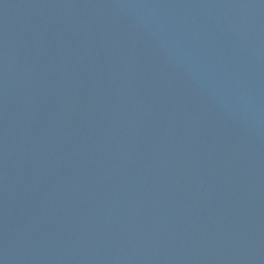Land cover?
<instances>
[{"label": "water", "instance_id": "water-1", "mask_svg": "<svg viewBox=\"0 0 264 264\" xmlns=\"http://www.w3.org/2000/svg\"><path fill=\"white\" fill-rule=\"evenodd\" d=\"M0 264H264V0H0Z\"/></svg>", "mask_w": 264, "mask_h": 264}]
</instances>
